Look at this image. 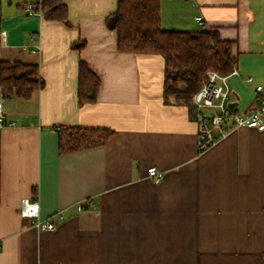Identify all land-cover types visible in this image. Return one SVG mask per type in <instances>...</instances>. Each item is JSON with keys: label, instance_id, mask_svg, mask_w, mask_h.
<instances>
[{"label": "crops", "instance_id": "crops-1", "mask_svg": "<svg viewBox=\"0 0 264 264\" xmlns=\"http://www.w3.org/2000/svg\"><path fill=\"white\" fill-rule=\"evenodd\" d=\"M160 1L163 30L216 29L233 42L229 105L255 110L264 98V0ZM37 2L5 0L0 14V64L35 65L45 82L28 99L0 84V264H264V131L235 128L201 152L189 107L164 94V59L118 51L106 22L118 0H63L69 25L28 16ZM81 61L101 82L84 106ZM66 128L115 134L60 154ZM151 167L161 182L148 177ZM26 199L38 203L40 221L62 214L58 229L23 217Z\"/></svg>", "mask_w": 264, "mask_h": 264}, {"label": "trees", "instance_id": "trees-1", "mask_svg": "<svg viewBox=\"0 0 264 264\" xmlns=\"http://www.w3.org/2000/svg\"><path fill=\"white\" fill-rule=\"evenodd\" d=\"M33 5L35 14L50 21L69 25V12L63 0H41ZM2 0H0L1 14ZM160 0H118L116 12L106 19L108 27L117 34V48L121 53L160 55L165 61L164 94L183 100L194 118V94L201 89L209 71L229 75L237 58L233 42L222 40L216 29L196 32L165 31L161 27ZM85 41L75 42L80 50ZM78 103L80 106L97 101L99 77L84 61L79 63ZM0 84L7 92L20 98H30L44 87L35 65L1 62ZM60 154H73L106 145L115 132L110 129L66 128L59 130ZM1 202V148H0Z\"/></svg>", "mask_w": 264, "mask_h": 264}, {"label": "built area", "instance_id": "built-area-1", "mask_svg": "<svg viewBox=\"0 0 264 264\" xmlns=\"http://www.w3.org/2000/svg\"><path fill=\"white\" fill-rule=\"evenodd\" d=\"M39 1L41 2V0ZM25 12L28 16L36 15L32 4H28L25 7ZM197 22L202 26L203 18L201 16L197 17ZM0 39L3 43L6 42L7 33L5 31L1 32ZM237 74V66H234L233 71L229 75H221L214 71H209L203 86L193 96L192 105L195 108L194 117L199 126L198 146L201 152L213 146L217 138L225 136L235 128L248 127L260 132L264 131V98H262L260 105L255 110L245 114H238L229 106L231 91L228 79L231 75ZM252 81V78L245 80L246 83H251ZM256 90L262 92L263 87L257 86ZM5 125L6 116L0 100V129ZM214 130L218 131V135H215ZM148 177L159 183L163 180L164 174L156 167H151L148 169ZM21 214L25 218H31L34 226L44 232L56 231L58 229V219L62 218V214H55L46 221H40L38 203L28 199L22 202Z\"/></svg>", "mask_w": 264, "mask_h": 264}, {"label": "rangeland", "instance_id": "rangeland-1", "mask_svg": "<svg viewBox=\"0 0 264 264\" xmlns=\"http://www.w3.org/2000/svg\"><path fill=\"white\" fill-rule=\"evenodd\" d=\"M5 0H2V2H4ZM234 82H237V79L235 78V77H231L230 79H228V84L230 83V85L232 86V84L234 83ZM246 83V82H245ZM248 84V83H247ZM248 85H250V84H248ZM231 96H233V93H232V95Z\"/></svg>", "mask_w": 264, "mask_h": 264}, {"label": "water", "instance_id": "water-1", "mask_svg": "<svg viewBox=\"0 0 264 264\" xmlns=\"http://www.w3.org/2000/svg\"><path fill=\"white\" fill-rule=\"evenodd\" d=\"M229 106H230V108H233L235 106V104H230Z\"/></svg>", "mask_w": 264, "mask_h": 264}]
</instances>
